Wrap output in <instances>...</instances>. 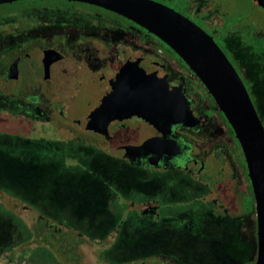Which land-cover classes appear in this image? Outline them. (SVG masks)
<instances>
[{
    "label": "flooded vegetation",
    "instance_id": "obj_1",
    "mask_svg": "<svg viewBox=\"0 0 264 264\" xmlns=\"http://www.w3.org/2000/svg\"><path fill=\"white\" fill-rule=\"evenodd\" d=\"M152 1L189 18L218 45L216 38L230 41L246 32L258 36L261 31L259 36L264 38L263 29L251 31L253 26L247 25L248 18L233 12L221 0ZM231 18L235 20L229 23ZM229 53L243 66L238 51L231 49ZM130 60L154 76L158 86L165 83L170 91H181L190 102L198 124L186 127L177 123L168 127L161 122L165 132H160L145 120L129 119L113 121L106 130L88 129L89 116L111 92L112 82ZM82 97H85L83 112L75 109ZM0 134L9 140L24 141L20 142L21 147L40 155L56 156L66 167L80 165L85 168L83 171L92 167L85 153L90 147L102 151L118 165V172L124 173L119 181L112 174L99 175L97 169L86 171L99 175L102 189H109V201L114 199L111 205L122 210L120 224L105 241L90 243L87 237L66 227L68 219L52 220L38 212L31 218L19 214V219L30 227L35 243L49 246L77 264H116L107 257H132L134 254L137 258L123 264H180L173 257V249L164 248V239L177 241V227L183 219L174 213L161 214L164 206L171 210L179 208L174 192L167 191L171 198L164 202L155 192L156 198L147 195L146 187L150 193L158 183L149 177L143 181V191L129 193L119 189L120 183L133 178L135 172H173L183 173L188 178L191 191L201 190L202 195H197L196 200L204 207L196 206V212L201 211L206 229L209 220L217 229L215 234L207 231L208 235L202 226L198 237L208 238L207 249L202 254L206 253L209 259L201 258L199 264H255V199L235 133L217 109L213 97L185 62L133 20L81 1L19 0L0 5ZM153 138L168 145V151L172 150L169 145L174 143L180 151L158 156L127 154V147L141 146ZM71 145L75 146L73 150L69 149ZM229 181L237 187L235 200L222 193L226 185H231ZM207 200L212 205L210 210ZM135 210L140 218L148 221L149 227L159 222L163 228L161 256L153 258L139 249L116 246L120 231ZM149 227L146 235L152 238ZM191 227L195 229L192 223ZM231 231L246 246L243 258L236 253L226 255L232 243ZM83 242L95 249L90 263L84 261Z\"/></svg>",
    "mask_w": 264,
    "mask_h": 264
},
{
    "label": "rangeland",
    "instance_id": "obj_2",
    "mask_svg": "<svg viewBox=\"0 0 264 264\" xmlns=\"http://www.w3.org/2000/svg\"><path fill=\"white\" fill-rule=\"evenodd\" d=\"M221 1L233 9V12H240L248 18L247 25H250V28L253 26L251 31L257 32L260 28L264 30V11L252 0ZM234 20L231 18L229 23ZM259 33L258 36L249 32L244 35L237 34L230 41H223L221 37L216 39L243 79L264 125V38L261 39ZM230 48L238 51L243 66L235 62L229 53ZM84 99L85 97L80 99L76 110L83 112ZM20 142L24 141L9 140L0 134V264H77L49 246L35 243L30 227L22 222L18 215L31 218L38 212L52 220L68 219L65 222L67 228L87 237L90 243L100 244L120 224L122 210L116 205H111L114 199L109 201V189H102L99 175L112 174L121 181V174L124 173L118 172V165L101 153L102 151L97 152L90 147L85 149V153L92 167L83 171L85 168H81L80 165L66 167L58 157L48 158L46 154L40 155L37 151L21 147ZM74 147L71 145L69 149L73 150ZM96 169L99 170L98 176L86 172ZM132 177L126 183H120L119 189L129 193L143 191L145 188L143 181L145 177H149L158 183L157 186H153L150 193L146 187L144 191L147 195L156 198L157 193L160 201L164 202L171 198L166 194L167 191H173V197L179 202L177 210L164 206L161 211V214L174 213L183 219L177 227L179 232L177 241H173V238L171 241L164 239V248L168 251L173 249L172 254H175L173 257L179 260L180 264H199L201 258L208 260V255L202 254L203 250L207 249L208 238L198 236L201 235L203 225L207 234L208 232L215 234L217 229L215 223L207 217L209 224L206 229L201 219V211L196 212V206L204 207L196 200L197 195H202L201 190L191 191V184L183 173L150 174L140 171L135 172ZM227 183L231 185H226L222 193L231 195L234 200L237 199V187L231 181ZM143 196L142 193L140 197ZM207 202L210 210L212 205L209 200ZM131 213L118 235L116 246L139 249L153 258L161 256L163 228L160 223L156 222L151 228L146 219L138 216L136 210ZM191 223L195 229L191 227ZM148 227L152 231V238L146 235ZM230 241L232 243L225 251L226 255L236 253L242 258L245 257L246 246L232 231ZM210 243H213V240ZM81 252L84 261L90 263L95 249L83 242ZM134 255L107 258L116 264H123L137 258L136 254Z\"/></svg>",
    "mask_w": 264,
    "mask_h": 264
},
{
    "label": "water",
    "instance_id": "obj_3",
    "mask_svg": "<svg viewBox=\"0 0 264 264\" xmlns=\"http://www.w3.org/2000/svg\"><path fill=\"white\" fill-rule=\"evenodd\" d=\"M19 0H0V5ZM114 11L146 28L167 44L188 66L213 97L238 140L247 164L257 220L255 264H264V125L238 71L214 38L189 18L152 0H70ZM264 9V0H253ZM145 120L160 132L161 122L194 127L190 102L181 92L170 91L130 60L112 82L111 92L88 118V129H107L116 120ZM165 134V133H164ZM153 138L141 146L127 147L130 156L177 154V144Z\"/></svg>",
    "mask_w": 264,
    "mask_h": 264
},
{
    "label": "trees",
    "instance_id": "obj_4",
    "mask_svg": "<svg viewBox=\"0 0 264 264\" xmlns=\"http://www.w3.org/2000/svg\"><path fill=\"white\" fill-rule=\"evenodd\" d=\"M19 218V217H18ZM21 220V219H20ZM22 221V220H21ZM23 222V221H22ZM27 225V224H26ZM31 230V229H30ZM32 235H33V233H32ZM33 238V237H32Z\"/></svg>",
    "mask_w": 264,
    "mask_h": 264
}]
</instances>
